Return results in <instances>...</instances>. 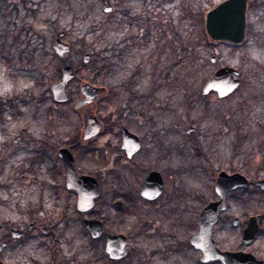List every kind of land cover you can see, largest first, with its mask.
I'll list each match as a JSON object with an SVG mask.
<instances>
[{"label":"rangeland","instance_id":"obj_1","mask_svg":"<svg viewBox=\"0 0 264 264\" xmlns=\"http://www.w3.org/2000/svg\"><path fill=\"white\" fill-rule=\"evenodd\" d=\"M25 1L26 4L22 0H0V97H22L18 103L23 116L14 118L7 111L4 120L11 140L21 138V127L31 124L40 112L39 115L48 113L47 122L59 123L72 137L76 136L80 121L72 107L79 100L81 81L87 80L105 84L114 91L119 89L117 96L112 92L111 99L99 104L101 119L110 122L123 112L127 117L125 123L132 130L147 140H156L152 134L160 131L163 140L177 150L175 153L169 147L171 157L175 156L172 162L158 163L161 152L147 144L146 150L152 148L149 156L145 150L137 161L164 171L168 166L183 169L178 183L168 175L167 187L171 191L177 189L184 192L180 201L173 202L182 211V238L188 236V227L193 225L196 210L201 209L202 204L197 197L201 195L210 202L217 200L213 190L215 181H212L215 171L231 173V166L234 165L247 170L249 179L258 175L257 172H261L259 179H264V0H255L256 6L249 11V31L240 47L215 46L206 37L201 13L211 10L223 0ZM107 5L112 6L109 13L105 12ZM29 7L37 10V16L29 14ZM61 32L66 33L63 42L72 49L66 59L55 56L52 50V43ZM110 48L116 49L114 52L119 57L114 58L111 71L105 68L106 72L99 73L98 62L102 59L107 63L110 53L106 50ZM94 53L100 54L96 63H92ZM84 54H90V63H83ZM212 57L216 58L215 63H212ZM65 62L79 69L78 79L68 86L71 103L60 110L56 107L54 111L50 110L52 104L47 101L38 106L35 101L42 93L36 91L35 83L42 78V91L44 95H50L48 87L61 77ZM224 66L241 72L242 83L237 92L226 99L210 95L206 99L202 97L199 103L195 102L209 77ZM131 78L135 81L133 88L137 94L156 88L155 95L145 104L131 106L139 111L137 119L131 109L122 110L130 94L121 85ZM188 103L195 105L194 110L189 111ZM146 115L153 120L140 123ZM40 120L42 123L44 118ZM169 126L178 128L173 132L169 131ZM189 127H195L196 131L187 134ZM4 142L6 139L0 125V148ZM119 143V134L113 131L100 137L94 145L100 148V152L103 148L108 149L107 157L114 161L119 156ZM193 144L203 150L205 157L192 149ZM237 144L241 146L235 155ZM17 155L10 163L20 167L17 163L24 154ZM208 158L210 161L206 160ZM201 163L212 166L214 172H205ZM79 164L82 171L101 175L106 182V201L110 200L115 190L137 192L144 178L143 174L139 184L135 185L132 174L136 170L131 169L122 157L119 159L121 172L127 176L122 182L105 178L108 168L102 164L100 156L88 155ZM101 168H104L103 172H96ZM15 174L9 172L8 178ZM138 179L136 177L135 181ZM246 192L239 193L244 203L241 204V212L264 211V193L252 184ZM1 197L7 198V202L1 205L0 215L13 219L18 217V194L7 191V194L0 193ZM167 199L169 196L159 204ZM104 209L111 217L109 209ZM137 213L143 212L139 210ZM222 228L226 227L223 224L219 226L215 235L221 247L227 239ZM123 229L129 231L127 226ZM57 232L60 237L58 257L61 260L69 262L71 257H75L79 264H96L95 253L99 248L90 242L75 218L70 224L58 227ZM144 242V238L137 241L140 244ZM34 246L32 250L26 247L25 257L22 258L24 264H47L49 251L45 247ZM191 261L192 256L187 253L183 257H173L167 263L191 264Z\"/></svg>","mask_w":264,"mask_h":264},{"label":"flooded vegetation","instance_id":"obj_2","mask_svg":"<svg viewBox=\"0 0 264 264\" xmlns=\"http://www.w3.org/2000/svg\"><path fill=\"white\" fill-rule=\"evenodd\" d=\"M255 6V0H248L247 19L249 11ZM247 29L249 31V25ZM66 65L68 63L65 62L62 68ZM74 71L76 78L68 83L67 90L68 86L78 79L79 69L74 68ZM102 71L106 72L104 66L100 64L98 72L102 73ZM60 79L61 77L51 82L48 87L50 95H44L42 91L44 88L43 79L37 80L35 83L36 91L42 93L35 101L38 106L39 103L47 101L52 104L50 110L54 111L56 107L60 110L71 103V95L67 102H58L53 97L52 86ZM124 83L121 87L127 88L130 99L123 105L122 110L128 111L131 109L133 116L137 119L139 111L131 106L145 104L147 100L155 95L156 88L137 94L133 88L135 81L132 78ZM85 84L104 88L105 91L101 92L99 98L91 104L77 109L76 105L84 98L81 88ZM112 92L117 96L119 89L114 91L112 88H107L105 84H94L92 81L82 80L79 100L72 107L80 121L76 136L72 137L70 132L64 130L59 123L47 122L46 115L48 116V113L39 115L40 112L38 116L44 118L43 122L40 123V118L35 116L31 124H25L21 127L19 132L21 138L16 141L10 139L11 133L5 128L4 120L7 111H10L14 118L23 116L18 103L22 97L18 98L17 95L9 98L0 97V125L6 139V142L0 148V193L7 194V191H15L19 196L18 217L13 219L0 215V264H24L22 258L25 257L23 255L26 247L28 250H32L34 245V248L41 246L49 251L50 259H48L47 264H79L78 259L75 257H71L69 262L58 257L60 237L57 228L63 224H70L73 218L79 222L85 235L90 238V242L98 246L99 250L95 253L96 264H169L167 263L169 259L176 256L183 257L187 253L192 256L191 264H264V211H254L250 214L241 212L243 201L239 197V193L244 192L246 194L247 189H237L227 194V207L221 213L219 222L212 230L216 246L221 251L229 254L226 263L209 259L200 248L192 243L193 238L200 232L199 216L207 205L213 201H206L201 195L197 197L202 204L200 205L201 209L196 210L193 225L188 227V236L182 238L183 228L180 220L182 211L173 202L178 201L184 192L182 190L178 192L177 189L171 191L167 187L168 175L178 183L184 172L183 169L168 166L166 172L161 168L141 165L137 161L139 155L146 150L147 144L154 146L156 151L161 152L158 163L172 162L175 156L171 157V151L176 153L177 150L174 146L168 145L167 140H163L164 137L160 131L152 134L156 140H147L144 136L132 130L125 123L127 117L123 112L116 115L114 120L110 122L101 119L98 112L100 110L99 104L104 100L111 99ZM89 116L96 117L101 123V128L96 136L84 140V131ZM150 119L153 120V118L146 115L145 119H140L139 122L144 123ZM177 128H170L169 126V131L176 132ZM113 131H117L120 137L119 149H117L119 156L114 161H110L107 157L108 149L103 148L100 152V148L97 145L95 146L94 143L103 135ZM125 134L127 136L133 135L136 138V141L131 142L127 150L123 148ZM7 141H10V143ZM196 146L193 144L192 149L199 153ZM14 147L17 148L14 150ZM169 147H172V149ZM150 150H146V155L149 156ZM182 150L179 151V155L182 154ZM63 151L72 154L78 178L87 176L94 178L99 183L100 195L95 200L94 207L89 211L80 209L79 194L69 186V168L62 157L61 153ZM17 154H24L22 160L17 163L20 167L10 163L15 157L19 156ZM91 154L100 156L102 164L105 168H108L105 178L119 182L125 181L127 178L126 174L121 172L123 170L119 164V159L122 157L131 169L136 170L132 174L135 185L139 184V180L144 174L140 189L137 192L136 190L127 192L115 190L109 201L104 200L106 182L103 181L101 175L90 171H82L80 168L79 163L81 160ZM199 154L205 157L203 150ZM206 160H209V158ZM201 164L205 172L213 171L212 166ZM102 170L104 168L96 172L101 173ZM11 171L16 174L8 178V173H11ZM152 173L158 174L157 177L162 179L163 190L158 197L150 200L143 196L142 191L145 182ZM136 177L139 178L137 181H135ZM212 181H215L214 177H212ZM257 189L264 193V190ZM168 196L169 200L167 199L165 203L159 204L163 198ZM138 201L143 203H138ZM6 202L7 198L1 197L0 207ZM104 208L109 209L111 217L103 211ZM139 210L143 213L138 214L137 211ZM252 219V223L257 224L256 233L251 242L244 244L245 235L249 231L250 220ZM87 221L101 223L102 233L99 237L94 238L92 236L87 228ZM222 224L226 227L222 228V231L227 237L223 247L215 238L217 230ZM123 226H127L129 231L124 230ZM120 237L122 241L113 247L112 253L108 252L109 239L117 238L119 240ZM142 238L145 239V242L143 244L137 243ZM242 245H245L243 249H241ZM253 247H255V250H253ZM247 255L254 257L253 260H247Z\"/></svg>","mask_w":264,"mask_h":264},{"label":"water","instance_id":"obj_3","mask_svg":"<svg viewBox=\"0 0 264 264\" xmlns=\"http://www.w3.org/2000/svg\"><path fill=\"white\" fill-rule=\"evenodd\" d=\"M247 4L248 0H226L214 9L209 11L205 18V28L208 37L213 42H227L233 45H240L244 42L247 29ZM112 6L108 5L105 12L109 13ZM65 34L62 33L61 37ZM55 53L64 58L70 54V45L64 43L61 38H57L52 46ZM90 54H85L83 57L84 63L90 62ZM211 61L215 63L216 58L212 57ZM240 71L229 66L219 68L207 81L202 90L203 96H208L211 93L217 94L221 99L232 95L241 85ZM76 77L75 71L70 66H65L62 70V78L52 86L53 97L58 102H67L70 95L67 92L68 83ZM81 91L84 98L76 105L77 109L91 104L99 98V94L104 92V88H97L91 84L82 86ZM87 127L84 131V140H88L96 136L101 128V123L94 116H89L86 122ZM195 129L190 128L188 133H192ZM135 136L124 137V146L126 150L129 149L130 143L135 142ZM62 157L66 161L69 168L68 181L72 190L79 194V205L82 211H89L95 205V200L100 195V186L97 180L91 177L83 176L77 177L76 167L72 154L68 151H63ZM158 174H151L145 182L142 194L145 198L150 200L158 197L162 190V179L157 177ZM255 186L264 189V180L256 181ZM249 180L241 174L229 175L226 172H221L216 180L215 191L220 199L216 202H211L201 212L198 220L200 232L193 238L192 243L197 248H200L205 256L209 259L220 260L226 263L229 254L220 251L213 240L212 230L214 225L218 222L220 214L227 207L226 196L229 192L239 189L247 188ZM254 219V218H253ZM250 220L249 231L245 235L244 244L253 240L256 233L257 224ZM87 228L90 230L92 236L97 238L101 235V223L96 221H87ZM117 238H111L108 241V252H113V247L121 242ZM123 243V242H122ZM245 245H242L243 249ZM245 257V256H244ZM247 260H253L254 257L247 255Z\"/></svg>","mask_w":264,"mask_h":264},{"label":"trees","instance_id":"obj_4","mask_svg":"<svg viewBox=\"0 0 264 264\" xmlns=\"http://www.w3.org/2000/svg\"><path fill=\"white\" fill-rule=\"evenodd\" d=\"M22 2L24 3V4H26V1L25 0H22ZM38 4L39 5H41V3L40 2H38ZM215 7V6H214ZM213 7V8H214ZM37 10H35V9H32L31 7H29V12H30V14L32 15V16H37V12H36ZM208 11L209 10H207V11H203L202 13H201V18H202V21L204 22L205 21V16H206V14L208 13ZM207 38H208V36H206ZM209 39V38H208ZM210 41V40H209ZM210 44H212V42L210 41ZM215 46H218V45H222V44H227V43H213ZM227 45H229V44H227ZM240 46H242V45H239V46H233V47H240ZM116 49H114V48H110L109 50H106V51H108V53H110L109 55V58L110 59H108L107 60V63H105V61L104 60H102V59H100V61L98 62V63H100V64H102L103 66H104V68H108L107 70H109V71H111V69H112V67L114 66V58L115 59H117L118 57H119V55L118 54H116L114 51H115ZM55 55V54H54ZM99 55L100 54H97V53H94L93 54V58H92V63H96L98 60H99ZM56 56V55H55ZM106 70V71H107ZM203 96L202 95H198V99H196L195 100V102H197V103H199V101H200V99L202 98ZM203 98H207V97H203ZM191 100H189V102H190ZM194 102V101H193ZM194 107H195V105H192L191 103H188V109H189V111H192V110H194ZM190 119V118H189ZM239 143V142H238ZM240 146H241V144H237V145H235V152H236V154L235 155H237L238 153H239V148H240ZM198 151H199V153H201L202 152V150H199L198 149ZM234 166V165H233ZM233 166H231V169H232V171L233 172H237V171H243L244 169L243 168H237L236 166H234V168H232ZM217 172L218 171H215L214 173H213V177H215L216 175H217ZM257 174L258 175H255L254 177H258L259 176V174H260V172H257ZM257 177H256V179H257Z\"/></svg>","mask_w":264,"mask_h":264}]
</instances>
